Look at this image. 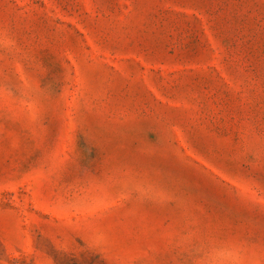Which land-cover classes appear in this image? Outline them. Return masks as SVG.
<instances>
[{"label":"rangeland","instance_id":"obj_1","mask_svg":"<svg viewBox=\"0 0 264 264\" xmlns=\"http://www.w3.org/2000/svg\"><path fill=\"white\" fill-rule=\"evenodd\" d=\"M0 264H264V0H0Z\"/></svg>","mask_w":264,"mask_h":264}]
</instances>
